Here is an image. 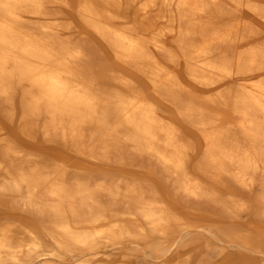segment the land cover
Segmentation results:
<instances>
[{"label": "bare ground", "instance_id": "6f19581e", "mask_svg": "<svg viewBox=\"0 0 264 264\" xmlns=\"http://www.w3.org/2000/svg\"><path fill=\"white\" fill-rule=\"evenodd\" d=\"M0 109V264H264V0H0Z\"/></svg>", "mask_w": 264, "mask_h": 264}, {"label": "rangeland", "instance_id": "374dc122", "mask_svg": "<svg viewBox=\"0 0 264 264\" xmlns=\"http://www.w3.org/2000/svg\"><path fill=\"white\" fill-rule=\"evenodd\" d=\"M71 37L73 39H82V35L81 32L79 30H76L75 32H73V34H71ZM92 53H90L91 55ZM15 102L18 103L19 102V97H15ZM0 120L5 122L8 119L5 117V112L0 109ZM8 136L7 137H12L13 136V131L11 128L8 127ZM21 140V139H20ZM24 142V141H21ZM44 144V143H43ZM39 147H41L40 145H38ZM104 169H101V171H96L93 174L92 179H100V178H104L105 176H107L108 173L113 172L112 169L109 168V166H105L103 167ZM100 170V169H99ZM119 181V180H117ZM108 254H109V258H110V262L109 264H119L122 259L126 258L127 262L130 264H144V260L142 257V253L141 252H133L130 249L124 247L122 249L118 248L117 250H113V249H108L107 250ZM69 258V257H67ZM176 262L175 260L172 262L174 263ZM186 264H197V261L194 260V258H192L188 263Z\"/></svg>", "mask_w": 264, "mask_h": 264}]
</instances>
